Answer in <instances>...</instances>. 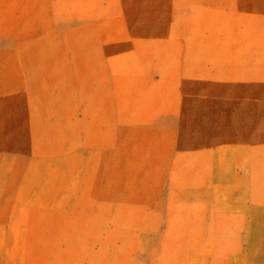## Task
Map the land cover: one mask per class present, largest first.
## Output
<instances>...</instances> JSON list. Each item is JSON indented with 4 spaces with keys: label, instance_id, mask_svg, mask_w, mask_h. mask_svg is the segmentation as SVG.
<instances>
[{
    "label": "rangeland",
    "instance_id": "1",
    "mask_svg": "<svg viewBox=\"0 0 264 264\" xmlns=\"http://www.w3.org/2000/svg\"><path fill=\"white\" fill-rule=\"evenodd\" d=\"M0 264H264V0H0Z\"/></svg>",
    "mask_w": 264,
    "mask_h": 264
}]
</instances>
